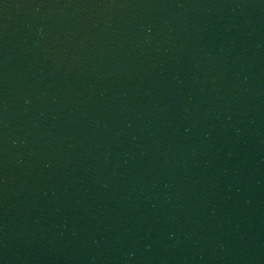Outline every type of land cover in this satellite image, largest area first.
<instances>
[{"label": "water", "instance_id": "95a60500", "mask_svg": "<svg viewBox=\"0 0 264 264\" xmlns=\"http://www.w3.org/2000/svg\"><path fill=\"white\" fill-rule=\"evenodd\" d=\"M0 264H264V0H0Z\"/></svg>", "mask_w": 264, "mask_h": 264}]
</instances>
